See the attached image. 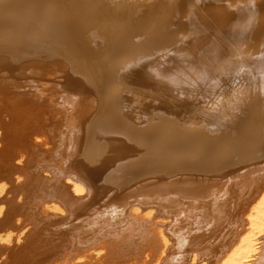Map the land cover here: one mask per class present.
<instances>
[{
  "label": "bare ground",
  "instance_id": "bare-ground-1",
  "mask_svg": "<svg viewBox=\"0 0 264 264\" xmlns=\"http://www.w3.org/2000/svg\"><path fill=\"white\" fill-rule=\"evenodd\" d=\"M0 264H264V0H0Z\"/></svg>",
  "mask_w": 264,
  "mask_h": 264
}]
</instances>
